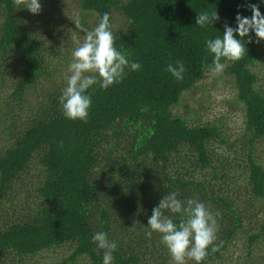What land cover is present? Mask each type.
Wrapping results in <instances>:
<instances>
[{
	"label": "trees",
	"instance_id": "trees-1",
	"mask_svg": "<svg viewBox=\"0 0 264 264\" xmlns=\"http://www.w3.org/2000/svg\"><path fill=\"white\" fill-rule=\"evenodd\" d=\"M26 2L0 0V104L8 106L0 109V264H48L43 255L60 248L69 250L60 264H102L103 250L92 242L98 231L118 242L114 264H170L160 234L146 233L152 209L171 192L219 213V250L210 247L204 264H264V164L255 153L264 139V88L255 71L264 42L248 45L239 61H222L245 112L237 138L225 124L193 125L174 113L211 70L206 40L235 26L238 11L251 17L247 5L260 0H82L81 25L109 13L115 46L141 64L107 91L90 90L86 123L64 117L65 85L44 88L57 85L45 56L62 53L37 26L46 18L57 27L63 2L41 0L36 30ZM215 10L220 21L196 25L199 11ZM176 60L186 67L182 81L166 71ZM32 90L40 91L34 105ZM246 226V255L236 261L228 253Z\"/></svg>",
	"mask_w": 264,
	"mask_h": 264
},
{
	"label": "clouds",
	"instance_id": "clouds-1",
	"mask_svg": "<svg viewBox=\"0 0 264 264\" xmlns=\"http://www.w3.org/2000/svg\"><path fill=\"white\" fill-rule=\"evenodd\" d=\"M260 4H264V0H260ZM260 4L247 5L251 17L238 11L235 26L226 23L222 36L206 40L207 52L213 57L211 71L214 74L221 75L225 71V62L242 59L248 45L264 42V13L260 10ZM42 7L41 0H27L24 8L39 15ZM220 20L217 10L199 11L196 25L206 28ZM75 25L80 26L79 20ZM85 31L83 42L71 51V61L65 75L66 86L61 91L59 101L66 119L86 123L93 105L90 90L99 87L107 91L122 83L129 71H140L141 64L130 60L126 52L115 46L116 35L109 13L103 14L91 31ZM166 71L182 81L186 67L182 60H176L166 66ZM218 216V212L213 213L198 198L182 201L177 193L171 192L164 195L152 209L146 235L151 238L154 232L160 234L161 243L167 248L173 264H188L189 260L204 264L210 247L212 251L219 250V245L215 243L219 231ZM92 242L97 249L103 250L102 264H114L118 242L104 231L96 232Z\"/></svg>",
	"mask_w": 264,
	"mask_h": 264
},
{
	"label": "rangeland",
	"instance_id": "rangeland-1",
	"mask_svg": "<svg viewBox=\"0 0 264 264\" xmlns=\"http://www.w3.org/2000/svg\"><path fill=\"white\" fill-rule=\"evenodd\" d=\"M62 2L63 3L61 4H63V7L59 14L60 21L57 27H53L50 19L43 18L42 25L39 24L37 26L39 29H37L35 25L36 20L33 17L34 14L30 13V16H32L29 19L31 28L34 30L37 29L39 33L44 34V32H47V34L51 35L53 39L51 42L47 43V45L52 48L51 50H61L62 53L61 58L58 59L55 58L52 53L45 56L46 61L50 63V68H53L51 72H55L54 76L57 77V85H52L48 81L44 85L45 89L66 86L65 75L69 64L64 66L65 63L63 59L66 57L65 50H68L71 61V51L83 42L86 36L85 29L91 31L99 22L96 17L89 16L87 17L89 27L86 28L85 26H82L81 23L79 27H76V21L83 17L82 9L80 7L82 0H62ZM49 5H52V3ZM57 64H59V66L55 67ZM255 71L260 75V85L264 88V55L261 56L260 62ZM19 74L21 73L19 72L18 76ZM37 90H41V87H38ZM39 92L40 91H38L36 95V91H31V94H29L27 98L30 104L34 105V100L38 98ZM236 97L237 91L235 90L233 78L230 75H227L225 71L221 75H216L210 70L203 81L197 84L192 91L183 95L182 102L174 109V113L185 117L189 120L190 124L193 125L209 123L225 124L226 133L236 136L237 138L239 133L241 134V131L246 129V118L245 112H243L240 104L236 101ZM7 108L8 106L4 102L0 104V109L2 111H5ZM1 114L2 113H0V133L2 131L1 127H3ZM1 144L3 145V140L0 134V145ZM255 149L258 161L264 164V139L256 144ZM37 183L38 182L36 181L31 182L32 185H36ZM101 184L104 186L106 180H102ZM249 230L250 227L246 226V230L240 232V235L233 243V246L230 247L228 255L230 257L233 256L234 260L240 255H242L243 258L245 257L248 245L245 236L248 234ZM257 247L261 246L258 245ZM259 251H261V248H257V251L254 250L255 253L257 252L258 256H260ZM68 254V248H60L47 252L43 257L48 264H60ZM170 264H173L172 260L170 261Z\"/></svg>",
	"mask_w": 264,
	"mask_h": 264
}]
</instances>
